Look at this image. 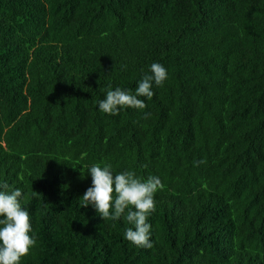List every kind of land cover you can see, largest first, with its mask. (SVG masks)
Segmentation results:
<instances>
[{
    "label": "trees",
    "instance_id": "obj_1",
    "mask_svg": "<svg viewBox=\"0 0 264 264\" xmlns=\"http://www.w3.org/2000/svg\"><path fill=\"white\" fill-rule=\"evenodd\" d=\"M153 63L145 109L99 111ZM94 164L161 180L151 248L127 209L80 207ZM5 182L36 241L20 264H264V0H0Z\"/></svg>",
    "mask_w": 264,
    "mask_h": 264
},
{
    "label": "clouds",
    "instance_id": "obj_2",
    "mask_svg": "<svg viewBox=\"0 0 264 264\" xmlns=\"http://www.w3.org/2000/svg\"><path fill=\"white\" fill-rule=\"evenodd\" d=\"M166 79L164 66L153 63L138 82L134 94L120 88L108 90L105 98L98 101V109L109 115H117L124 108L143 110L146 104L139 97L151 99L154 96L153 84L162 86ZM149 115L145 113V118ZM194 163L198 166L204 161ZM111 168L110 164L103 167L94 164L88 169L91 187L81 197L80 207L91 205L102 220H118L127 209L126 220L133 227L125 230L124 238L138 248L149 249L153 245L151 225L147 221L155 211L154 194L164 185L156 176L141 179L133 171L113 174ZM0 189H4L0 191V264H20L21 258L28 255L36 243L29 235L32 231L30 217L21 207L23 194L19 188L9 191L5 182L0 184ZM36 194L33 191V195Z\"/></svg>",
    "mask_w": 264,
    "mask_h": 264
}]
</instances>
